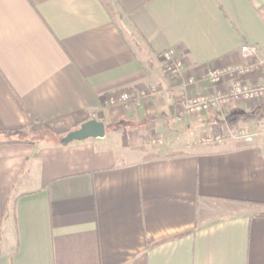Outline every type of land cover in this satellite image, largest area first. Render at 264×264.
Returning <instances> with one entry per match:
<instances>
[{
    "label": "crops",
    "instance_id": "crops-1",
    "mask_svg": "<svg viewBox=\"0 0 264 264\" xmlns=\"http://www.w3.org/2000/svg\"><path fill=\"white\" fill-rule=\"evenodd\" d=\"M263 80L264 0H0V264H264V103L181 109Z\"/></svg>",
    "mask_w": 264,
    "mask_h": 264
},
{
    "label": "built area",
    "instance_id": "built-area-1",
    "mask_svg": "<svg viewBox=\"0 0 264 264\" xmlns=\"http://www.w3.org/2000/svg\"><path fill=\"white\" fill-rule=\"evenodd\" d=\"M244 57H252L257 54L256 47L243 46L240 49ZM161 60L164 62V71L166 75L173 79L180 77L181 72V62L174 58L171 51H167L162 54ZM251 64L240 65V66H227L223 68H215L214 70H209L208 80L212 83H218L223 78L228 75H241L245 74L248 70L252 69ZM194 83V80L189 78L187 84ZM227 91L225 92H215L211 95H202L198 97H192L190 99H184L181 101V109L184 113L198 114L209 111L210 109L221 108L228 106L229 104L245 100L247 102H257L264 100V80L260 81L255 85H247L245 83H232L229 85ZM128 99V96L120 97L121 102ZM113 101V100H111Z\"/></svg>",
    "mask_w": 264,
    "mask_h": 264
},
{
    "label": "water",
    "instance_id": "water-1",
    "mask_svg": "<svg viewBox=\"0 0 264 264\" xmlns=\"http://www.w3.org/2000/svg\"><path fill=\"white\" fill-rule=\"evenodd\" d=\"M104 134L105 130L101 121L88 120L86 123L80 125L78 129L68 133L61 141L70 143L74 141H84L88 138L100 139L104 137Z\"/></svg>",
    "mask_w": 264,
    "mask_h": 264
},
{
    "label": "rangeland",
    "instance_id": "rangeland-1",
    "mask_svg": "<svg viewBox=\"0 0 264 264\" xmlns=\"http://www.w3.org/2000/svg\"><path fill=\"white\" fill-rule=\"evenodd\" d=\"M132 40L133 41H131V42H132L133 45H135V44L140 45L141 44L140 41H139V37L136 34L133 36ZM258 102L264 103V100L263 101H257V102L256 101L255 102H248V103L251 104V105H255ZM229 105H231V104H229ZM229 105L228 106L221 107L220 109L228 108ZM256 124L257 125L254 128L244 127L243 129H240L239 132H238V136H240L242 138H245L246 140L255 139L256 137L261 138L262 140H264V116H262L261 119H257V123ZM27 138L28 139H31V138L35 139L34 137H31L29 135L27 136Z\"/></svg>",
    "mask_w": 264,
    "mask_h": 264
},
{
    "label": "trees",
    "instance_id": "trees-1",
    "mask_svg": "<svg viewBox=\"0 0 264 264\" xmlns=\"http://www.w3.org/2000/svg\"><path fill=\"white\" fill-rule=\"evenodd\" d=\"M46 134H48V133H50V129L49 128H47V129H45V131H44Z\"/></svg>",
    "mask_w": 264,
    "mask_h": 264
}]
</instances>
